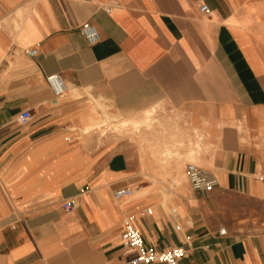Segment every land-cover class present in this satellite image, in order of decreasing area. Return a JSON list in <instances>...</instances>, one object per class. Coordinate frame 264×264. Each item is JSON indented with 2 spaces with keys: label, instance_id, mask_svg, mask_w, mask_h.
Masks as SVG:
<instances>
[{
  "label": "crops",
  "instance_id": "obj_1",
  "mask_svg": "<svg viewBox=\"0 0 264 264\" xmlns=\"http://www.w3.org/2000/svg\"><path fill=\"white\" fill-rule=\"evenodd\" d=\"M205 3L0 0V264H127L129 218L180 264H264V0ZM115 117L131 144L98 139Z\"/></svg>",
  "mask_w": 264,
  "mask_h": 264
},
{
  "label": "built area",
  "instance_id": "obj_2",
  "mask_svg": "<svg viewBox=\"0 0 264 264\" xmlns=\"http://www.w3.org/2000/svg\"><path fill=\"white\" fill-rule=\"evenodd\" d=\"M200 4L201 12L209 13V7L205 0H197ZM82 34L90 45H96L101 41V35L96 26L86 23L81 28ZM30 56H36L37 50H30ZM48 84L56 98H62L68 92L67 84L60 74H54L48 77ZM33 116L30 111H25L20 117L22 125L28 124ZM186 175L192 186V189L200 194H206L214 191L218 183L215 176L194 163H188L186 167ZM132 188H123L115 193V198L120 199L132 195ZM65 209L71 210L72 203H66ZM149 213H151L149 211ZM221 234H226V231L221 230ZM123 246L126 256L129 257L127 264H180L187 257V251L183 248H172L167 250H158L154 247H149L142 233L136 228L134 220L129 218L124 221Z\"/></svg>",
  "mask_w": 264,
  "mask_h": 264
},
{
  "label": "rangeland",
  "instance_id": "obj_3",
  "mask_svg": "<svg viewBox=\"0 0 264 264\" xmlns=\"http://www.w3.org/2000/svg\"><path fill=\"white\" fill-rule=\"evenodd\" d=\"M104 113L106 114V116L108 115L114 117L112 114L108 113L106 109H104ZM123 121L124 120H122L120 117L112 118L107 124H105V126L96 130V133L98 134V139H100V141H103L112 136L115 138L119 136L120 138L125 139L126 145L131 144L134 128L132 127V125H129L128 127L124 126ZM188 162L194 163L193 159H188ZM225 200H227L234 207L244 205L241 200L233 196H227Z\"/></svg>",
  "mask_w": 264,
  "mask_h": 264
},
{
  "label": "bare ground",
  "instance_id": "obj_4",
  "mask_svg": "<svg viewBox=\"0 0 264 264\" xmlns=\"http://www.w3.org/2000/svg\"><path fill=\"white\" fill-rule=\"evenodd\" d=\"M131 124H132V123H131L130 121H129V122L127 121V122H124V123H123V125H124V126H127V127H128L129 125H131ZM136 124H137V123H136ZM191 163H192V162H191ZM194 164H196V163H194ZM196 165H197V164H196Z\"/></svg>",
  "mask_w": 264,
  "mask_h": 264
}]
</instances>
